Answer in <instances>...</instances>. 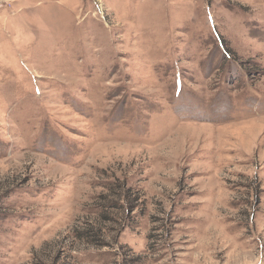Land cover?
I'll return each mask as SVG.
<instances>
[{"label": "rangeland", "instance_id": "obj_1", "mask_svg": "<svg viewBox=\"0 0 264 264\" xmlns=\"http://www.w3.org/2000/svg\"><path fill=\"white\" fill-rule=\"evenodd\" d=\"M0 264H264V0H0Z\"/></svg>", "mask_w": 264, "mask_h": 264}, {"label": "trees", "instance_id": "obj_2", "mask_svg": "<svg viewBox=\"0 0 264 264\" xmlns=\"http://www.w3.org/2000/svg\"><path fill=\"white\" fill-rule=\"evenodd\" d=\"M109 188V190H112L115 192V194H117L116 198L117 201L116 203L114 201H111L109 203H107L109 205V207H113L114 205H116V208H123L126 207L127 211L129 213H131L132 211H134L135 206L133 202H131L129 200V190L130 188H128L125 183H123L122 186H118V188L113 184H109V186H107ZM120 189L123 191L122 193H120ZM118 190V192H117ZM98 234L94 232L93 229L87 228V229H83V230H79L77 229L75 231V236L79 239V240H87V243L90 244H99L101 245L102 243H99L98 241H96L98 239ZM94 240V241H93Z\"/></svg>", "mask_w": 264, "mask_h": 264}]
</instances>
